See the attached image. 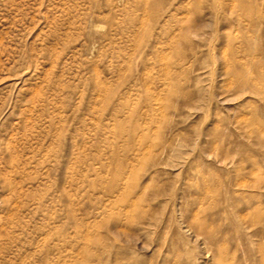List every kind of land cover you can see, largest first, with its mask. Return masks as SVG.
Listing matches in <instances>:
<instances>
[{
  "label": "rangeland",
  "instance_id": "374dc122",
  "mask_svg": "<svg viewBox=\"0 0 264 264\" xmlns=\"http://www.w3.org/2000/svg\"><path fill=\"white\" fill-rule=\"evenodd\" d=\"M0 264H264V0H0Z\"/></svg>",
  "mask_w": 264,
  "mask_h": 264
}]
</instances>
